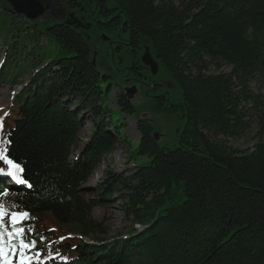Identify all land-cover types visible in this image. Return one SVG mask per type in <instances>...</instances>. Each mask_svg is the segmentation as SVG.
<instances>
[{
    "label": "trees",
    "instance_id": "16d2710c",
    "mask_svg": "<svg viewBox=\"0 0 264 264\" xmlns=\"http://www.w3.org/2000/svg\"><path fill=\"white\" fill-rule=\"evenodd\" d=\"M57 3L60 14L50 8L28 20L0 0V88L33 71L0 109V142L10 141L27 181L0 175L7 209L28 213L21 226L36 241L25 264H264V95L251 88L264 81V0ZM146 52L173 84L153 105L179 123L170 147L143 118L136 145L124 134L117 116L137 107L122 91L117 110L108 107L112 77L163 91L142 61ZM221 64L229 72L208 73ZM85 112L92 126L78 144ZM254 129L251 148L228 144ZM115 138L134 170L107 169L96 193L109 201L117 191L132 227L109 240L84 186L116 151Z\"/></svg>",
    "mask_w": 264,
    "mask_h": 264
},
{
    "label": "rangeland",
    "instance_id": "374dc122",
    "mask_svg": "<svg viewBox=\"0 0 264 264\" xmlns=\"http://www.w3.org/2000/svg\"><path fill=\"white\" fill-rule=\"evenodd\" d=\"M39 1L44 6H47V9L51 8V10L54 11L55 13L60 14V12H62L60 6L57 3V0H39ZM92 40L101 43L103 38L101 36H97ZM117 42L119 43L124 42V44H126L124 40L123 41L118 40ZM108 46L110 47V57H112L111 62L113 63V55L111 56V50H113L114 53V48L111 42L108 43ZM117 69L119 70L118 72L119 75L121 74L124 75L123 73L126 72L123 69V67H117ZM229 70H230L229 66L221 64L218 68L211 67L208 73L209 74L227 73L229 72ZM153 74H155L153 77L156 80V82L162 84L163 86V91H162L163 95L166 94L168 97L169 91L173 89V84L171 83L170 80L166 78V76L161 72L159 68L156 67V72ZM32 75H33V71H29L28 75L22 79V82L19 86H15L13 88H9L8 86H2L0 88V109L6 107L7 103L9 102L10 95H16L20 90H25L26 84ZM124 76L126 78V75ZM132 81L127 83L126 81L119 82L118 79L116 78L114 79L113 77L111 79L112 88L110 89V95H109L110 100L108 102V107L113 111H116L118 108V105L116 103V96L120 93V87L123 93L124 90L127 88L134 87L135 89V93L130 100L137 107V113L133 114L132 116H128V115L117 116V118L122 119V121H125V123L127 124V126L123 130L124 134L129 138H131L132 142L136 145L140 138L139 132L136 129V121L139 118H143L146 119L149 123H153L154 125H157L155 126L156 127L155 133L157 135V140L162 145H166L169 147L172 146L173 138L177 137L179 133V127H180L179 123L175 122L170 118L166 119L162 114L158 113V109L153 107V105H155V101L152 97V95L154 94L152 93L153 92L152 82H145L143 86H141L139 84L137 85L136 83L135 85ZM131 83L133 84L131 85ZM116 85H120V87ZM251 88L255 93H261L262 95H264L263 80L252 83ZM143 93L145 94V97L148 96V98H145ZM88 113L89 112H85L80 117L83 124L78 135V142H79L78 144L85 143L86 138L91 130L92 121L90 120ZM254 131L255 129L251 133L244 136L243 138L237 140L228 139L227 142L233 148L239 150L249 149L252 147V145L255 142V139L253 138ZM114 147L116 149L114 154L111 157L105 159L101 163L99 169L91 176V178L87 181V183L84 186L85 199L96 201V205L91 212L92 218L103 224V226L107 230V234L104 238L109 240L113 237L124 236L126 231L132 227L131 222L125 218L124 213L121 210L122 209L121 200H119V194L117 191L114 192L112 199H110L109 201H100L96 193V185L98 182L102 180L101 178L106 173L107 169L113 170V172L116 174L122 173L126 175H128L134 170L133 160L128 156V151L124 141L119 138H115ZM0 202H3L5 204V199L3 198V196H0ZM6 211L9 213L14 212L8 210L7 207H6ZM134 227L140 229V226L134 225ZM82 239L87 243L92 242V238L90 237H82Z\"/></svg>",
    "mask_w": 264,
    "mask_h": 264
},
{
    "label": "snow or ice",
    "instance_id": "6c2138e0",
    "mask_svg": "<svg viewBox=\"0 0 264 264\" xmlns=\"http://www.w3.org/2000/svg\"><path fill=\"white\" fill-rule=\"evenodd\" d=\"M10 141L0 142V175L12 177L18 183H27L23 178V166L8 154ZM7 195V193H4ZM17 207V205H12ZM28 218L27 212H7L5 204L0 202V264H16L11 257L18 255L19 264H25L26 253L36 247L35 240L27 239V233L21 226ZM37 256L39 253L36 254Z\"/></svg>",
    "mask_w": 264,
    "mask_h": 264
},
{
    "label": "water",
    "instance_id": "95a60500",
    "mask_svg": "<svg viewBox=\"0 0 264 264\" xmlns=\"http://www.w3.org/2000/svg\"><path fill=\"white\" fill-rule=\"evenodd\" d=\"M11 6L12 10L18 14L23 15L28 20H34L40 17L47 10V6H44L39 0H6ZM72 23L78 27L84 28L83 24L77 20H73ZM113 55V50H111V56ZM112 58V57H111ZM142 61L145 65L150 67L152 73L156 72V64L146 52L142 56ZM91 65H95V57L93 55L91 59ZM135 93L134 87L127 88L124 90V94L128 100H130ZM155 139H157L156 133L154 134Z\"/></svg>",
    "mask_w": 264,
    "mask_h": 264
},
{
    "label": "flooded vegetation",
    "instance_id": "af4514ba",
    "mask_svg": "<svg viewBox=\"0 0 264 264\" xmlns=\"http://www.w3.org/2000/svg\"><path fill=\"white\" fill-rule=\"evenodd\" d=\"M122 44H124V42L122 43ZM124 45H126V44H124ZM142 71L143 72H145L146 71V69L145 68H143L142 69ZM132 80H134V81H136L138 78H136V77H132L131 78ZM125 80H126V82L128 83V82H130L128 79H126L125 78ZM133 82V81H132ZM134 83V82H133ZM133 83H131V85L133 84ZM135 84V83H134ZM136 85V84H135ZM116 86H119L120 87V85H116ZM153 90H154V88H153ZM122 91V89H121V87H120V92ZM123 92V91H122ZM152 97H153V99L154 100H159L161 103H163V100H164V95H163V93L162 92H155L153 95H152Z\"/></svg>",
    "mask_w": 264,
    "mask_h": 264
}]
</instances>
